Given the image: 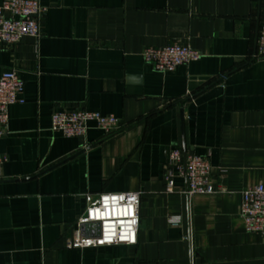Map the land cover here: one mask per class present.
Wrapping results in <instances>:
<instances>
[{"label":"crops","instance_id":"obj_1","mask_svg":"<svg viewBox=\"0 0 264 264\" xmlns=\"http://www.w3.org/2000/svg\"><path fill=\"white\" fill-rule=\"evenodd\" d=\"M38 1L39 37L0 49V76L24 83L0 137V264H264V236L239 214L241 192L264 184V0ZM172 43L199 59L167 73L144 62ZM74 110L121 127L49 131L53 111ZM174 148L209 158L213 194L189 196L178 176L166 193ZM124 192L140 193L135 245L64 248L85 195Z\"/></svg>","mask_w":264,"mask_h":264},{"label":"built area","instance_id":"obj_2","mask_svg":"<svg viewBox=\"0 0 264 264\" xmlns=\"http://www.w3.org/2000/svg\"><path fill=\"white\" fill-rule=\"evenodd\" d=\"M46 8L38 0H2L0 3V49L18 45L25 37L38 38L40 19ZM200 55L188 46L172 43L161 47H149L142 53L145 63L159 73L172 72L176 68L195 62ZM255 58L264 59V25L259 28ZM24 83L14 70L0 76V137L7 134L8 108L23 104ZM90 126L112 134L121 127L114 115H101L85 110L53 111L50 116L51 133L66 138L85 137ZM6 158L0 155V167ZM165 191L173 192L175 177L186 180V193L211 195L214 193L210 178L208 157L191 155L183 158L179 148L172 149L166 161ZM86 207L76 221V230L70 239L64 240V248L98 249L118 245L133 246L137 241L140 193H99L85 195ZM239 214L246 230L264 236V184L252 185L241 192ZM178 214L169 215L167 223L178 226Z\"/></svg>","mask_w":264,"mask_h":264}]
</instances>
